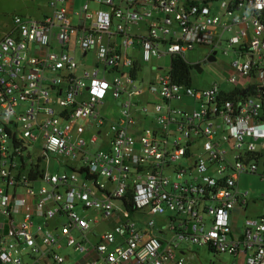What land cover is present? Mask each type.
<instances>
[{
    "label": "built area",
    "instance_id": "1",
    "mask_svg": "<svg viewBox=\"0 0 264 264\" xmlns=\"http://www.w3.org/2000/svg\"><path fill=\"white\" fill-rule=\"evenodd\" d=\"M47 5L0 42V264H188L191 246L264 264V206L233 224L258 205L240 178L264 177V0ZM224 44L225 87L173 62ZM91 211L121 221L100 233Z\"/></svg>",
    "mask_w": 264,
    "mask_h": 264
},
{
    "label": "rangeland",
    "instance_id": "2",
    "mask_svg": "<svg viewBox=\"0 0 264 264\" xmlns=\"http://www.w3.org/2000/svg\"><path fill=\"white\" fill-rule=\"evenodd\" d=\"M83 3L82 1L79 4ZM48 0H0V42L1 40L11 32L14 26V17L16 15L32 17L36 19L42 18L44 15L49 13ZM228 37V36H226ZM228 51L227 54H224ZM209 55V49L206 47H199L192 52H188L185 55V59L190 63H202L205 58ZM81 56V55H80ZM79 57V56H78ZM217 61L208 64L204 67L203 73L198 74L196 71H192V84L196 88H209L213 83L219 82L225 85L226 77L224 73L227 70V66L230 65L237 58V54L233 50L229 49L226 44L223 45V50H220L217 54ZM86 59V61H84ZM79 61V64L83 67H91L94 65V55L89 54L87 58ZM152 65L165 66L168 68L170 66V59L168 57L161 60L154 61L148 64L149 67ZM157 72V71H156ZM108 109H117V102L112 98H107ZM100 147V145H98ZM49 166L57 168L51 169L54 172L58 171V161L49 162ZM260 174H264V167H260ZM240 187L242 189H247L252 192L253 198L257 199L258 205H251L247 212H243L239 220L244 222L246 218H254L257 214V210L261 207L263 208L264 203L261 201L264 196V177L261 178L258 175H244L240 178ZM121 204L119 202L115 203V208H120ZM82 212V211H81ZM91 218H99L102 222L99 226L100 233L114 229V227L121 221L119 215L114 216L112 219L105 221L104 217L95 211H91ZM239 217V216H238ZM151 217H147L149 219ZM156 221L159 218L153 217ZM161 219V218H160ZM191 254H188L189 258L188 264H233L234 258L228 255L216 254L208 249H198L194 246L190 248ZM63 256L69 255L71 257L70 261L64 264H78L83 255L75 253L73 249H66L61 251ZM238 264H246L244 260H239Z\"/></svg>",
    "mask_w": 264,
    "mask_h": 264
},
{
    "label": "crops",
    "instance_id": "3",
    "mask_svg": "<svg viewBox=\"0 0 264 264\" xmlns=\"http://www.w3.org/2000/svg\"><path fill=\"white\" fill-rule=\"evenodd\" d=\"M242 213L243 212L241 210H238V209L235 210V212H234L233 224H234V228H235V231H236L237 234H239L242 231V228H243V224H242V222L240 220H239V223H238V218L240 219V216L242 215Z\"/></svg>",
    "mask_w": 264,
    "mask_h": 264
},
{
    "label": "trees",
    "instance_id": "4",
    "mask_svg": "<svg viewBox=\"0 0 264 264\" xmlns=\"http://www.w3.org/2000/svg\"><path fill=\"white\" fill-rule=\"evenodd\" d=\"M176 64H178V66H180L179 68H181L185 74H187V79H190L192 76V71H193V67L189 66L187 64H185L184 62H177V61H173Z\"/></svg>",
    "mask_w": 264,
    "mask_h": 264
},
{
    "label": "water",
    "instance_id": "5",
    "mask_svg": "<svg viewBox=\"0 0 264 264\" xmlns=\"http://www.w3.org/2000/svg\"><path fill=\"white\" fill-rule=\"evenodd\" d=\"M216 55H217V53L214 52V53L208 58V60H207L206 62H208V63L216 62V61H217ZM194 69L197 71L198 74H201V73L203 72V70L201 69V67H200L199 64H196V65L194 66Z\"/></svg>",
    "mask_w": 264,
    "mask_h": 264
},
{
    "label": "flooded vegetation",
    "instance_id": "6",
    "mask_svg": "<svg viewBox=\"0 0 264 264\" xmlns=\"http://www.w3.org/2000/svg\"><path fill=\"white\" fill-rule=\"evenodd\" d=\"M208 64H210V63H208V62H206V61H204V62H202V63H199V65H200V67H201V69L202 70H204V67L205 66H207ZM193 71H196L195 69H194V66H193ZM197 72V71H196ZM203 73V72H202ZM201 73V74H202Z\"/></svg>",
    "mask_w": 264,
    "mask_h": 264
}]
</instances>
